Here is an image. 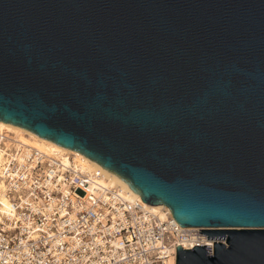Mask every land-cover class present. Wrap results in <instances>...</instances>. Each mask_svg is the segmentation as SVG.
I'll return each mask as SVG.
<instances>
[{
	"label": "water",
	"instance_id": "95a60500",
	"mask_svg": "<svg viewBox=\"0 0 264 264\" xmlns=\"http://www.w3.org/2000/svg\"><path fill=\"white\" fill-rule=\"evenodd\" d=\"M0 121L264 264V0H0Z\"/></svg>",
	"mask_w": 264,
	"mask_h": 264
},
{
	"label": "built area",
	"instance_id": "2783aa9c",
	"mask_svg": "<svg viewBox=\"0 0 264 264\" xmlns=\"http://www.w3.org/2000/svg\"><path fill=\"white\" fill-rule=\"evenodd\" d=\"M4 152L0 189L10 203L1 210L0 264H177V248L193 249L226 239H208L181 226L141 198L128 200L68 161L24 147L0 135ZM223 229V228H218Z\"/></svg>",
	"mask_w": 264,
	"mask_h": 264
},
{
	"label": "bare ground",
	"instance_id": "6f19581e",
	"mask_svg": "<svg viewBox=\"0 0 264 264\" xmlns=\"http://www.w3.org/2000/svg\"><path fill=\"white\" fill-rule=\"evenodd\" d=\"M7 134L12 137L14 140L18 141L24 147H32L34 149L39 150L40 152L46 154L47 156H55L58 158L64 159V161H68L71 157L74 159V162L80 167L83 172L88 173L99 183L107 188H115L118 189L121 194L127 198L128 200H133L136 198H141L139 193L132 190L124 179L120 176L111 172L101 166L99 163L91 160L84 154L72 150L66 147H63L52 140L40 137L36 133L23 128L21 126H16L10 123H6L0 121V135ZM4 161V152L0 148V167ZM1 174V168H0ZM5 188L4 181L0 178V189L3 190ZM143 200V199H142ZM1 202V210L7 211L10 209V203L8 198L2 194L0 197ZM150 208L157 212L161 218H166L167 210L169 208L163 204L159 205H150Z\"/></svg>",
	"mask_w": 264,
	"mask_h": 264
}]
</instances>
